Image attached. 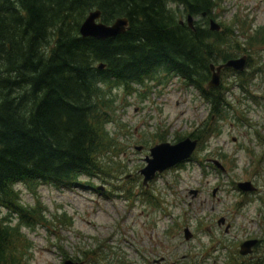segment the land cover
I'll list each match as a JSON object with an SVG mask.
<instances>
[{
	"label": "trees",
	"instance_id": "16d2710c",
	"mask_svg": "<svg viewBox=\"0 0 264 264\" xmlns=\"http://www.w3.org/2000/svg\"><path fill=\"white\" fill-rule=\"evenodd\" d=\"M217 3L0 0V209H8L0 216V264H22L29 248L23 228L48 223L23 205L16 185L74 188L84 178L111 176L109 162L119 146L108 128L115 122V85L128 91L161 71L192 84L207 75L210 62L252 57L233 30L223 24L213 30L203 18L204 12L216 17ZM95 9L105 23L128 18L127 30L106 39L82 36L81 24ZM180 13L201 16L195 30L180 22ZM247 44L264 46V30L250 34ZM216 102L213 111L221 118ZM13 216L20 222L13 224ZM69 258L82 259L63 254Z\"/></svg>",
	"mask_w": 264,
	"mask_h": 264
},
{
	"label": "rangeland",
	"instance_id": "374dc122",
	"mask_svg": "<svg viewBox=\"0 0 264 264\" xmlns=\"http://www.w3.org/2000/svg\"><path fill=\"white\" fill-rule=\"evenodd\" d=\"M214 14L215 21L231 28V34L234 33L242 46L251 51L252 62L255 65L260 62L264 68V46L247 44L250 34L264 30V0H218ZM186 16L180 13L178 18L185 20ZM250 84L251 91L264 93V69ZM113 91L116 94L115 122L108 128L118 137L119 146L114 159L109 162L110 177L84 178L83 185L74 188H59L43 181L35 184L32 190L24 183L16 185L23 205L39 210L48 220V223L23 228L29 248L22 264H63L65 253L87 259L91 264H149V260L160 254H166L171 261L186 255L185 260L189 262L191 253L196 252L200 256L206 255L207 261L214 254V248L224 246V241L215 235L223 234L225 228L223 225L222 229H215V221H209L208 215L217 217L228 210H241L242 215L235 220L240 230L236 226L229 235L234 241L258 229V207L264 202L252 195L237 196L238 191L234 192L227 177L211 178L210 186L206 188L209 191L217 184L223 187L220 192L223 204H217L214 199V210L203 202L206 192L193 199L188 189L193 184L198 185L195 178L199 176V168L192 162L158 174L147 191L142 189L141 169L146 165L144 158L149 151L137 147L141 145L148 149L162 138L172 142L179 134L188 135L207 115V104L195 101L192 86L180 77L161 71L143 82L132 84L128 91L123 85H115ZM230 93L239 96L241 90L235 88ZM240 114V118L243 117ZM252 116L257 119L260 114L253 111ZM230 117V120L219 119L224 132L220 137L215 135L210 142L216 150L224 148L226 153L235 156L231 174L236 181L263 178L261 173L257 176L251 173L250 167L246 172L245 165L254 150L262 147L260 156L264 154V140L263 146L256 141V130L264 131V121L242 122L233 115ZM120 160L122 163L116 169ZM260 166L264 171V163ZM224 178L225 181L221 180ZM88 181L93 185L87 184ZM175 201L180 206L172 205ZM220 207L225 212H220ZM183 210L197 214L203 221L193 218V223L186 222ZM7 212V208L0 209V216ZM162 212L167 216L162 218ZM13 219V224L20 222L16 216ZM262 219L261 226L264 227V216ZM229 220L234 222V217L229 215ZM186 225L193 232L189 240L183 232ZM227 244V250H231L232 243Z\"/></svg>",
	"mask_w": 264,
	"mask_h": 264
},
{
	"label": "flooded vegetation",
	"instance_id": "af4514ba",
	"mask_svg": "<svg viewBox=\"0 0 264 264\" xmlns=\"http://www.w3.org/2000/svg\"><path fill=\"white\" fill-rule=\"evenodd\" d=\"M189 15L192 14L187 13L186 19L180 20V22L182 24L186 23L187 17ZM200 18L201 16L199 17L198 15H193V27H191L187 22V24L191 27L192 30H195L198 20ZM203 18H209V23H211L212 17L209 16L207 13H203ZM228 30L232 29L228 28ZM243 55L244 54H242L241 56ZM241 56L233 58H239ZM252 61L253 59L249 57L248 61L245 62L244 68L242 70H237L234 67H222L220 71H218V67L224 64L226 61L210 62L209 69L206 71L207 75L205 77L200 78L199 76H197L195 82L192 84H188L186 82L194 89L195 101L197 100L200 103L207 104L208 108L207 115L202 118V121L199 124H196L193 127V130H191L188 135L183 136L179 134L177 138L173 139L172 142H176L184 137H190L192 140L197 141L196 148L191 158L188 161H183L179 163L175 167L181 168L183 165L190 162L198 166L199 176L195 178L198 181V185L193 184L194 186H191L188 191L192 195L193 199H197L198 196H201L204 192H206L207 195L204 198L203 202L205 204H210L212 210L215 209V200L217 201V204H223L222 201H220V192L223 190V187L217 184L211 187L209 191H207L206 188L207 186H210L211 178H216L219 176L227 177L226 180L229 181L230 184L232 183V187H234V192L238 191L237 196L238 194H241L242 198V196L245 195H252L256 196L258 198V201L264 202V171H262L263 169L260 166V163H264V154L260 156V149L262 147L259 148V150H254L253 154L249 155V162L247 165H245V171L248 172V169L250 167L253 170L251 173L256 174V176L261 173L263 178L251 177L239 179L236 181V177L231 174V170L234 168L233 163H236L235 156L226 153L224 148L216 150L213 147V144L210 142V139L214 138L215 135L220 137L224 132L223 125L219 124V119L230 120L232 118L230 117L231 115H233L234 118L237 119L240 118V113H242L243 117H241L238 121H264V93L261 92L257 94L251 91L249 88V86L251 87L250 82L254 81L256 77L261 74L264 68L260 64V62H257L255 65V63ZM212 64L214 65V68H212ZM215 72H219V81L216 85H210V82ZM175 77L180 76L175 74ZM182 79L183 81H185L184 78ZM235 88H239L241 90L239 96H234L233 93H230L233 92ZM217 99H220V102L217 106L222 107L224 110L222 112L223 117L221 118L218 117V115L215 114L213 111V105L217 103ZM237 102H239L240 108ZM253 111L260 114L257 119L253 118ZM256 133L258 136V139H256L257 143L263 146L264 131L256 130ZM179 136H181V138L178 139ZM233 140L237 141V138L234 137ZM163 141L168 140H164L162 138V140L156 143H160ZM139 147H142L141 150L145 149L150 152V148L147 149L141 145ZM147 156L148 154L145 155L144 159H146ZM235 167L237 168L238 166L235 164ZM258 169L261 171H259ZM221 180L225 181V178ZM243 183H246L247 186L242 187L241 184ZM143 185L144 187L142 189H145L147 191V188L149 187L150 183L145 186L143 181ZM172 205L180 206L179 203H177L176 201L173 202ZM190 205H192V202H190ZM258 208L260 212V215L256 218L258 221H260L258 223L256 222L258 229L254 232L247 234L245 237L240 238L238 241H234V239L229 235L232 233L236 226L237 229H239V226L237 222H235V220L242 215L241 210H228V213H220L217 217L208 215L207 219L209 221H215V229L218 228L220 230L224 227L223 225H225V228L222 231L223 234L218 233L217 235H215L217 238L222 239V241H224V246L222 248H218L217 250L214 248V254L208 257L209 260L206 261V255L202 254L200 256L199 252H196L195 254L191 253L189 262L185 260L186 255L178 257L176 261H171L166 254H160V256L154 257L149 260V264H264V227L261 226V224L263 223L262 217L264 216V203H262V205ZM218 209H220V212H225L224 208L223 210L221 209V207ZM231 212L232 214H229ZM161 215L162 218L167 216L166 212H162ZM229 215L234 217V222H231L229 220ZM186 217V222L190 223H193V218L197 221H203L200 216H197V214H193L191 211L188 210H183V219H185ZM174 221L177 222V219H175ZM252 221L256 220L252 219ZM185 229H190V227L188 225L184 227V236L186 234ZM188 231L192 238V230L190 229ZM210 232L214 233L212 231ZM228 242L232 243L231 250H227L229 247V245L227 244ZM245 244L250 245V247L248 252L243 253L242 251L245 250ZM208 252L206 253L208 254ZM80 261H83L84 264H91V262L87 259H81Z\"/></svg>",
	"mask_w": 264,
	"mask_h": 264
},
{
	"label": "water",
	"instance_id": "95a60500",
	"mask_svg": "<svg viewBox=\"0 0 264 264\" xmlns=\"http://www.w3.org/2000/svg\"><path fill=\"white\" fill-rule=\"evenodd\" d=\"M188 23L193 27V17L188 16ZM129 20L126 17H118L112 23H105L101 21V10L95 9L88 13L85 20L81 24L80 34L84 37L91 36L98 39H106L114 37L118 34L124 33L128 28ZM211 29H220V24L216 21L211 20ZM246 56L241 58H232L226 61L224 64L218 67V71L222 67H234L237 70H242L246 62ZM99 67H103L100 64ZM212 68L214 65L212 64ZM219 81V72H215L210 85H216ZM197 141L192 140L190 137H186L178 142L165 141L157 143L150 149V155L147 156V165L141 169V174L143 175V181L145 185L149 184L157 172L161 173L164 170L175 166L177 163L189 159L195 148ZM141 149V147H138ZM242 187H246L247 184H241ZM250 187V186H249ZM247 189V188H246ZM186 230V238H190L189 229ZM245 250L243 253L249 251L250 245H244ZM63 264H84L82 261H75L72 259H67Z\"/></svg>",
	"mask_w": 264,
	"mask_h": 264
}]
</instances>
